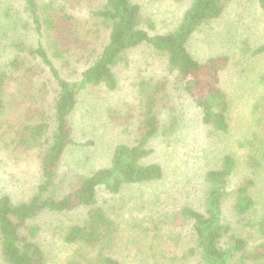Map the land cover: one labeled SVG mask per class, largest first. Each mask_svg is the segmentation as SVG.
<instances>
[{
  "label": "trees",
  "instance_id": "1",
  "mask_svg": "<svg viewBox=\"0 0 264 264\" xmlns=\"http://www.w3.org/2000/svg\"><path fill=\"white\" fill-rule=\"evenodd\" d=\"M62 1L69 5L77 3V0ZM235 1L190 0L176 26L158 33L149 21L147 29L140 26L137 3L103 0L101 8L92 14L105 24L107 42L81 72L79 80L70 82L61 76L55 64L64 57L61 44L80 42L70 31L69 17L60 13L55 0L40 3L23 0V10L32 20L38 39L31 45L13 36L9 42L12 54L0 63V150L16 158L22 153L32 155L37 159L41 180L28 198L18 201L0 190L2 264H50L40 233L41 215L77 210L84 214L67 224L59 239L66 245L75 244L78 250H89L93 256L88 264H125L117 252L130 256L134 247L145 248L138 253L145 263L137 264H175L190 258H195L196 264H264V214L254 212L251 178L230 188L236 166L231 154L223 155L218 167L204 171L206 188L199 208L181 205L158 213L147 207L138 220L140 223L130 225L132 233H119L118 222L107 215L110 209L107 207L112 205L104 200V194L120 196L129 186L157 182L164 177L163 166L152 158L149 143L158 133L175 128L179 116L173 105L174 97L190 99L198 110L199 121L209 129L208 134L228 130V100L220 86V74L229 66V54L199 59L191 52L189 39L201 25L222 16ZM257 1L264 10V0ZM241 41L243 55L264 52V40L254 47L245 39ZM141 49L165 59V64L156 77L139 75L137 104L127 112L117 110L110 114L123 126L136 119L132 141L115 144L108 165L90 167L86 172L69 168L65 164L68 147L83 145L74 141L70 123L79 93L86 86L97 85L108 91L116 90L115 70L120 58ZM45 72L47 77L36 83ZM36 75L39 76L35 78ZM176 90L178 93L172 94ZM28 96L32 106L26 108L25 114L30 113L27 120L17 123L6 117L8 107L19 108V98ZM247 142L250 144L247 162L256 166L260 163L257 146L250 140ZM66 176L68 182L62 186ZM251 212L255 215L250 219ZM122 222L129 221L122 219ZM183 233H187L190 245L181 243ZM255 234L257 242L251 243L249 238ZM76 253L82 256L84 252ZM67 264L79 263L72 258Z\"/></svg>",
  "mask_w": 264,
  "mask_h": 264
},
{
  "label": "rangeland",
  "instance_id": "2",
  "mask_svg": "<svg viewBox=\"0 0 264 264\" xmlns=\"http://www.w3.org/2000/svg\"><path fill=\"white\" fill-rule=\"evenodd\" d=\"M47 0H37L46 2ZM140 6V26L147 29L146 22L154 26V31L166 33L179 22L181 14L190 0H131ZM57 3V4H56ZM55 4L69 17L68 25L79 43L61 44L64 57L55 64L61 76L70 82L79 80L81 72L92 63L107 40V29L103 21L92 14L101 8L103 0H77L69 5L62 0ZM32 20L23 10V0H0V63L12 54L9 42L13 36L36 44L37 33ZM151 30V29H150ZM242 39L254 47L264 40V10L257 0H236L223 12L222 16L201 25L189 39V47L194 56L205 59L210 55L229 54V66L220 74V86L228 100V130L224 133H209L199 121L197 108L189 98L174 97L173 105L179 118L175 128L158 133L149 143L156 161L163 166L164 177L157 182L129 186L120 196L104 194L105 203L111 206L107 215L118 222L119 233H132L130 225L140 223L143 211L153 207L158 213L171 211L181 205L198 207L203 199L205 181L203 173L219 166L225 154H231L236 166L230 178V188L245 178H251L250 188L253 209L257 215L264 214V52L256 56L241 53ZM107 42V41H106ZM138 50V49H135ZM130 51L119 60L116 67L118 88L108 91L104 86H86L78 95L77 104L70 115L72 137L83 145L69 146L65 164L76 167L78 172H86L90 167L108 165L115 144L130 142L135 136L136 119L126 126L110 117L112 111L127 112L138 103L136 85L139 75L158 76L165 59L148 54L147 51ZM151 61V65L149 64ZM47 72L40 79L47 77ZM39 75H36L37 78ZM172 78V75L169 76ZM179 85V81L176 82ZM52 90V86H50ZM179 90L173 91L178 93ZM49 96V95H48ZM31 97H20L19 108L8 107L6 117L13 121H25L26 108L32 106ZM36 106V105H35ZM34 120V118H32ZM118 122V125L115 123ZM252 141L257 146L260 163L253 166L247 162ZM90 141V143H87ZM20 157V158H19ZM12 157L0 150V190L11 195L13 201L28 198L40 182L37 159L22 153ZM70 170V169H68ZM68 182L66 176L62 182ZM63 188V187H61ZM145 211V212H146ZM251 212L250 219L255 213ZM79 211L67 214L44 213L41 215L43 241L50 264H67L73 258L79 264H88L93 254L89 250H78L76 245L61 242L60 234L67 224L81 216ZM231 212L229 213L231 217ZM134 217L137 220H134ZM122 219L129 221L124 224ZM235 220V218H232ZM116 224V223H115ZM181 243L190 245L187 233H183ZM258 235L249 238L256 243ZM145 248H132L130 256L117 254L125 264L145 263L142 254ZM84 252L82 256L76 253ZM77 258V260H76ZM150 259V258H149ZM0 264H2L0 262ZM175 264H196L190 258Z\"/></svg>",
  "mask_w": 264,
  "mask_h": 264
}]
</instances>
